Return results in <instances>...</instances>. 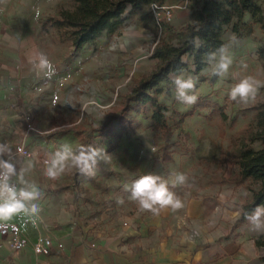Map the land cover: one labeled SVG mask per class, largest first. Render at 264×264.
<instances>
[{
    "label": "rangeland",
    "instance_id": "1",
    "mask_svg": "<svg viewBox=\"0 0 264 264\" xmlns=\"http://www.w3.org/2000/svg\"><path fill=\"white\" fill-rule=\"evenodd\" d=\"M252 3L261 14L244 15L240 38L234 37L231 26L223 34L233 58L225 77L214 76L212 65L194 73L185 59L189 70L180 75L196 81L194 105L175 100L172 76L147 91L160 106L167 125L162 129L152 124L149 104L127 102L142 77L156 69L151 49L164 36L155 29L148 8L128 19L117 34L103 33L95 43L77 50L72 29L61 16L75 10V0H0V51L13 45L36 65L43 54L54 69L45 74L37 68L41 78L39 73L37 84L27 90L25 109L16 107V117L21 111L32 112L29 119L42 133L47 160L65 144L74 151L89 145L102 151L93 175L81 174L68 161L69 167L57 178L47 176L51 193L71 195L75 213L101 229L103 214L119 218L135 210L138 202L131 199L132 181L176 157L200 166L194 156L205 137L217 135L225 146L216 150L232 154L246 144L253 109L264 106V87L246 104L230 100L229 92L247 75L264 81V62L257 57L264 47V29L258 24L260 20L264 25V0ZM136 22L140 29H134ZM188 176L201 186L215 184L221 175Z\"/></svg>",
    "mask_w": 264,
    "mask_h": 264
},
{
    "label": "crops",
    "instance_id": "2",
    "mask_svg": "<svg viewBox=\"0 0 264 264\" xmlns=\"http://www.w3.org/2000/svg\"><path fill=\"white\" fill-rule=\"evenodd\" d=\"M204 1L165 0L163 5L173 13L169 27L175 31L182 29L190 22L192 10ZM136 23L134 29H140L139 22ZM39 73L24 51L13 45L0 51V145L8 149L0 154V159L13 164L15 172L11 177L21 193H40L36 199L23 203L29 208L31 204L38 207V212L29 211V215L38 217L49 229V233H44L38 227L40 234L51 237V246L47 254L33 253L31 247L37 231L24 213H13L1 220L18 226L26 246L15 252L6 239L0 238V264H264V249L254 244L264 230H253L247 220L238 222L242 206L252 199L247 189L249 182H239L235 152L216 150L225 146L217 141V135L215 139L201 140L194 156L200 166L187 165L186 157H176L165 167L156 166L149 173L165 180L174 173L185 174L184 184L169 185L180 197L181 209L166 207L154 214L137 203L133 213L125 217L103 214L100 218L104 224L99 229L93 220L75 213L71 195L51 193L52 184L42 165V160H47L41 146L42 135L26 138V157L21 160L12 157L13 143L21 132L19 126L22 127L16 107L25 109L22 105L25 94L37 84ZM25 113L33 115L28 110ZM260 148V143L253 146L254 151ZM197 173L221 176L215 184L200 186L188 176ZM0 195L6 196L4 186Z\"/></svg>",
    "mask_w": 264,
    "mask_h": 264
},
{
    "label": "trees",
    "instance_id": "3",
    "mask_svg": "<svg viewBox=\"0 0 264 264\" xmlns=\"http://www.w3.org/2000/svg\"><path fill=\"white\" fill-rule=\"evenodd\" d=\"M164 2L165 0H75V10L62 12L61 16L63 23L72 29V44L78 50L92 44L103 33L108 36L117 34L125 22L143 8L149 9L151 4L163 5ZM245 14L254 18L261 13L252 0H206L200 7L192 10L190 22L176 31L168 24L159 28L150 15L155 29H160L164 35L150 54V59L157 61V67L148 76L142 77L127 102H136L140 106L149 104L152 124L165 129L167 125L160 106L147 91L160 83H166L170 76L187 72L189 63L185 59L190 60L194 73L203 71L208 66L206 54L225 45L223 34L226 28L231 26L234 37L240 38L243 26L241 22ZM258 24L264 29L260 20ZM257 57L264 62V47L258 50ZM253 110L255 115L253 123L247 129V143L240 145L235 152L240 171L239 182L248 181L247 189L252 193L251 202L242 206L239 223L245 221L244 212L264 205V106ZM254 143H260L261 148L254 151L251 147ZM253 186L258 188L253 190ZM254 244L257 248L264 249V235L255 239Z\"/></svg>",
    "mask_w": 264,
    "mask_h": 264
},
{
    "label": "clouds",
    "instance_id": "4",
    "mask_svg": "<svg viewBox=\"0 0 264 264\" xmlns=\"http://www.w3.org/2000/svg\"><path fill=\"white\" fill-rule=\"evenodd\" d=\"M195 42L196 39L193 40V43ZM206 55L208 65L213 66L212 74L218 77H225L233 63L228 46L222 45L215 52H209ZM36 67L45 71V74L54 71L51 62L43 54H40ZM171 80L174 85V95L177 102L187 105H194L197 102L198 97L194 94L196 81L192 76L185 78L183 75H174ZM261 87H264V81L258 80L252 75H247L231 88L229 99L246 104L250 100L255 99ZM6 151H8L6 146L0 145V154ZM102 158V151L90 145L81 146L77 151H74L70 145L65 144L52 154L49 160L45 161V174L55 179L69 167L68 161H71L70 167L78 169L81 174L93 175L95 166L99 159ZM14 172L15 168L10 161L0 159V179L9 177ZM186 180L187 177L183 173H174L168 180L154 174L141 176L131 183V199L137 201L142 209L152 211L154 214H158L160 209L166 207H171L174 211L181 209L183 203L180 197L170 190L169 185L176 187L178 184H184ZM39 196V192L32 191L22 192V198L19 199L4 198V202L0 203V219H6L11 214L21 211L38 212L39 209L35 204H31L29 208L21 201H31ZM244 219L248 221L253 230H264V205H258L250 212H244Z\"/></svg>",
    "mask_w": 264,
    "mask_h": 264
},
{
    "label": "built area",
    "instance_id": "5",
    "mask_svg": "<svg viewBox=\"0 0 264 264\" xmlns=\"http://www.w3.org/2000/svg\"><path fill=\"white\" fill-rule=\"evenodd\" d=\"M149 12L154 20L155 24L160 28L161 25L169 24L172 17V9L169 7H166L164 5H157V4H151L149 6ZM159 34H161V31L159 29ZM155 46V45H154ZM154 46L151 49L154 48ZM19 120L22 123L23 130L18 135L17 139L13 143V153L12 157L16 160H21L24 157L27 156V147L25 144L26 138L30 135H41L42 133L38 131V129L35 127V125L30 121L29 115H27L24 111H21L19 114ZM45 161L42 160V165L45 166ZM4 186V193L6 196L0 195V203L4 202V198H22L21 192L17 186V184L12 180L11 175L9 177H6L4 179H0V188ZM23 202V200L21 201ZM24 213L32 222L34 225L36 231H37V238L35 243L32 245V251L33 253L39 255V254H47L49 247L51 246V237L40 234V230H38V227H42L44 233H49V229L47 227H44L43 222L38 217H31L29 215V212ZM193 235H196V233H193ZM0 238L6 239L7 244L9 247L15 251L18 252L22 250L26 243L21 236L20 230L17 225L13 223H9L6 221H3L0 219Z\"/></svg>",
    "mask_w": 264,
    "mask_h": 264
}]
</instances>
